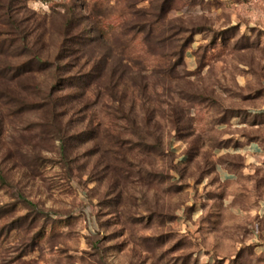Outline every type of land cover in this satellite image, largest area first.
<instances>
[{"label":"rangeland","instance_id":"obj_1","mask_svg":"<svg viewBox=\"0 0 264 264\" xmlns=\"http://www.w3.org/2000/svg\"><path fill=\"white\" fill-rule=\"evenodd\" d=\"M0 1V264H264V0ZM67 13L106 73L61 152L6 68Z\"/></svg>","mask_w":264,"mask_h":264},{"label":"trees","instance_id":"obj_2","mask_svg":"<svg viewBox=\"0 0 264 264\" xmlns=\"http://www.w3.org/2000/svg\"><path fill=\"white\" fill-rule=\"evenodd\" d=\"M7 4L8 0L4 7ZM6 15L11 17L12 24L16 23L9 10L6 11ZM82 22L84 23L80 15L66 14L62 24V40L52 58L41 57L42 49L32 48L24 34L20 33L22 30L16 26L14 40L18 43L19 49L14 47V53L17 59H20H16L17 61H13L6 68L12 83L11 86L8 85L5 94L7 100H10L13 108L42 114L39 121L35 122V126L41 128L43 133L46 132L47 135L57 139L60 142L61 152H65L68 142L65 127L71 121L67 118L73 109L71 104L80 105L78 102L85 93L86 87L97 79L102 80L106 73L101 62L88 65L76 61L89 46L88 41H94L93 38L85 36ZM72 30L75 31L71 33ZM78 37H81V40H77ZM97 59L103 60L102 57ZM116 73L120 80L122 73ZM40 75L43 77L39 78ZM112 80L113 78L110 81ZM115 85L117 84L104 87L108 92L113 93L112 90L116 89ZM115 94L110 95L113 101H117Z\"/></svg>","mask_w":264,"mask_h":264}]
</instances>
